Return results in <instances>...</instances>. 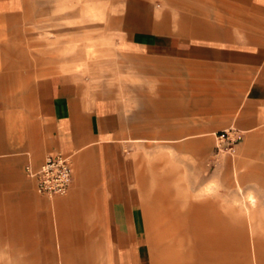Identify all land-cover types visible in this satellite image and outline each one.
<instances>
[{"label": "crops", "instance_id": "crops-1", "mask_svg": "<svg viewBox=\"0 0 264 264\" xmlns=\"http://www.w3.org/2000/svg\"><path fill=\"white\" fill-rule=\"evenodd\" d=\"M95 2L104 3L105 12L99 22L91 23L84 15ZM90 24L100 26L102 35L114 43L116 56L131 61L128 69L138 83L140 74L146 73V101H141L138 85L131 86V96L125 95L123 85L114 94L102 92L108 86H97L69 64L48 65L43 60L33 64L27 51L12 49L13 42L29 39L30 29L37 46L43 45L47 33L58 44L50 54L37 49V59L85 57L65 47L74 41L76 25ZM204 67L233 73L217 87L238 91L228 130L263 137L264 0H0V201L4 203L0 230L11 235L18 226L37 225L32 222L38 218L28 183H20L27 187L25 193L11 191L17 185L11 179L13 164L24 174L27 161L36 167L47 154L62 153L70 156L72 180L68 195L53 202L56 209L63 216L102 219L99 226L82 232L100 235L107 261L143 264V245L132 236L134 225H125L124 220H133L137 212L134 197L122 188L124 143L138 141L147 130L153 136L157 129L159 136H170V131L187 136L188 89L204 88ZM13 90H19L14 98ZM127 104L133 107L130 113L125 112ZM141 105L147 106V130L141 128ZM246 188L238 186L237 191L250 219L249 208L259 200L252 186ZM54 205L43 204L42 210L48 212ZM201 205L190 204L184 210L157 206L147 212L150 258L151 251L159 250L164 264H188L189 234L219 235L208 231L215 221L199 210ZM45 225L50 235L47 215ZM62 228L65 234L81 232ZM46 238L44 242L36 238V245L26 248H51L50 236ZM62 240L59 253L72 246ZM92 240L90 236L85 241L92 244ZM204 248L196 242V250Z\"/></svg>", "mask_w": 264, "mask_h": 264}, {"label": "rangeland", "instance_id": "rangeland-1", "mask_svg": "<svg viewBox=\"0 0 264 264\" xmlns=\"http://www.w3.org/2000/svg\"><path fill=\"white\" fill-rule=\"evenodd\" d=\"M104 12L105 4L100 6L95 2L84 16L91 19V23H97L104 17ZM75 28L77 33L74 41L65 48L74 50L77 55L85 54V57L37 59V49L49 50L45 54H50V50L58 49V44L46 37L47 33L43 45L40 43L37 46L35 31L30 29L27 32L29 39L13 42L12 49L27 51L28 61L33 64L37 60H43L48 65L69 64L75 73L97 86H108L109 90L102 92L114 94L116 87L123 85L125 95L131 96V86L138 85L141 101H146V73L140 74L138 83L137 78H133L131 69H128L131 61L116 56L114 43L107 40L106 34L102 35L100 26L76 25ZM232 74L218 68L204 67V88L188 89L185 137L176 136L175 131L168 132L170 136H159L158 129L153 136V132L149 133L146 127L147 106H140L141 128L145 126L147 131L142 132L138 141L124 143L122 188L125 195L134 197L136 201L135 217L133 220H124L125 225H134L135 233L132 236H137L139 243L143 245V264H164L159 250L151 251L153 255L150 258L152 243L145 233L144 223L147 212L157 206L184 210L190 204L197 203L202 204L199 210L210 214L215 221V227L208 228V231L219 235L189 234L191 249L188 251V264H264V136L251 137L243 132L228 130L238 91L217 87L223 83V78L229 77L230 80ZM18 93L19 90H13V98ZM132 108L130 104L125 105V112L129 110L127 113H130ZM15 158L12 155V162ZM11 168L12 182L17 183L12 187V193H25L27 187L20 183H28L30 192L35 197L32 203L36 207L34 213L38 219L32 221H37V225L18 226L17 232L11 235L0 230V264H112L111 259L106 260L104 249L100 247V235L82 232L88 226L92 229L99 226L102 219L69 217L66 214L63 216L53 202L68 194L50 199L39 196L32 190V184L23 171L16 169L14 164ZM238 186L243 190H247L246 186H252L259 200L255 208H249L250 219L245 216L244 202L237 191ZM46 203L54 205L48 212L42 210ZM3 204L0 201V221L4 214ZM46 215L51 221L50 235L46 232ZM127 220L130 222L127 223ZM65 226L81 232L61 233ZM36 227L37 233L26 232L33 231ZM48 236L52 241L51 248H26L36 245L34 239L44 242ZM90 236L92 244L85 241ZM128 236L124 234L125 239ZM62 238L69 240L72 246L62 248L59 253L57 246L62 245ZM196 242L205 248L196 250ZM94 245L101 249H94ZM117 263V260L113 261V264Z\"/></svg>", "mask_w": 264, "mask_h": 264}, {"label": "built area", "instance_id": "built-area-1", "mask_svg": "<svg viewBox=\"0 0 264 264\" xmlns=\"http://www.w3.org/2000/svg\"><path fill=\"white\" fill-rule=\"evenodd\" d=\"M70 156L62 153L47 154L42 163L24 165V174L30 179L36 192L46 197L63 196L71 185L72 169Z\"/></svg>", "mask_w": 264, "mask_h": 264}, {"label": "bare ground", "instance_id": "bare-ground-1", "mask_svg": "<svg viewBox=\"0 0 264 264\" xmlns=\"http://www.w3.org/2000/svg\"><path fill=\"white\" fill-rule=\"evenodd\" d=\"M251 202V201H250Z\"/></svg>", "mask_w": 264, "mask_h": 264}]
</instances>
